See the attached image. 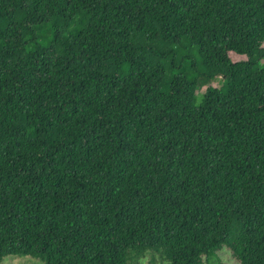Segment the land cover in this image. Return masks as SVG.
I'll return each instance as SVG.
<instances>
[{"label":"trees","instance_id":"1","mask_svg":"<svg viewBox=\"0 0 264 264\" xmlns=\"http://www.w3.org/2000/svg\"><path fill=\"white\" fill-rule=\"evenodd\" d=\"M224 248L264 264V0H0V264Z\"/></svg>","mask_w":264,"mask_h":264},{"label":"rangeland","instance_id":"2","mask_svg":"<svg viewBox=\"0 0 264 264\" xmlns=\"http://www.w3.org/2000/svg\"><path fill=\"white\" fill-rule=\"evenodd\" d=\"M233 58L234 60L243 59V57L238 58L236 56ZM212 85L219 87L221 79L218 78ZM200 92L203 93L204 89H201ZM217 255V257L212 258L210 261L204 257V264H239L233 257L232 252L227 248L222 249ZM1 264H45V262L40 258L32 256L10 255L6 256ZM128 264H168V262L160 252L147 251L144 254H132Z\"/></svg>","mask_w":264,"mask_h":264}]
</instances>
